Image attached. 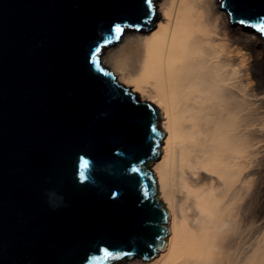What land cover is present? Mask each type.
Returning <instances> with one entry per match:
<instances>
[{
	"label": "water",
	"instance_id": "obj_1",
	"mask_svg": "<svg viewBox=\"0 0 264 264\" xmlns=\"http://www.w3.org/2000/svg\"><path fill=\"white\" fill-rule=\"evenodd\" d=\"M156 1L149 15L145 0H0V264H119L164 247L162 111L102 61L114 25H156ZM222 7L264 41V0ZM102 247L115 255L92 259Z\"/></svg>",
	"mask_w": 264,
	"mask_h": 264
},
{
	"label": "bare ground",
	"instance_id": "obj_2",
	"mask_svg": "<svg viewBox=\"0 0 264 264\" xmlns=\"http://www.w3.org/2000/svg\"><path fill=\"white\" fill-rule=\"evenodd\" d=\"M157 1L155 26L126 28L102 55L167 131L152 169L170 232L151 260L120 263L264 264L263 38L222 0Z\"/></svg>",
	"mask_w": 264,
	"mask_h": 264
},
{
	"label": "snow or ice",
	"instance_id": "obj_3",
	"mask_svg": "<svg viewBox=\"0 0 264 264\" xmlns=\"http://www.w3.org/2000/svg\"><path fill=\"white\" fill-rule=\"evenodd\" d=\"M145 3L149 6V9H150L149 15H151L152 0H145ZM238 23H240L241 25H245L248 23V21L240 20L238 21ZM252 26L256 30H258L261 34H264V18H258L257 21ZM131 27H138V26L132 25ZM123 30L124 29L121 25L119 24L114 25L112 29V34L118 38L119 35L123 32ZM98 51H99V47H97L94 50V52H98ZM153 131H155L154 128H153ZM89 166H90V162L85 158H81L80 163H79V177L82 181L87 178L85 173H86V170L89 168ZM137 170L138 169L136 166H133L130 169V171L132 172H136ZM114 255L115 254L111 252L109 249L102 247L100 249V254L98 256L93 257L92 259H96V260L109 259L113 257Z\"/></svg>",
	"mask_w": 264,
	"mask_h": 264
},
{
	"label": "rangeland",
	"instance_id": "obj_4",
	"mask_svg": "<svg viewBox=\"0 0 264 264\" xmlns=\"http://www.w3.org/2000/svg\"><path fill=\"white\" fill-rule=\"evenodd\" d=\"M158 2V1H157ZM232 22V21H231ZM236 25H241V24H236ZM253 31V30H252ZM262 144H264V142H262ZM264 155V151L262 152V156ZM261 156V157H262ZM264 158L262 157V167L264 168ZM263 172H264V169H263ZM262 177H263V180H264V173H263V175H262ZM257 222H256V224H257V226H259L260 228V237L262 238L263 237V239H264V190L262 191V200H261V203H260V205H259V209H258V211H257ZM259 224V225H258ZM262 228V229H261ZM264 241V240H263ZM126 262V261H125ZM122 263V262H121ZM121 263H119V264H121Z\"/></svg>",
	"mask_w": 264,
	"mask_h": 264
}]
</instances>
